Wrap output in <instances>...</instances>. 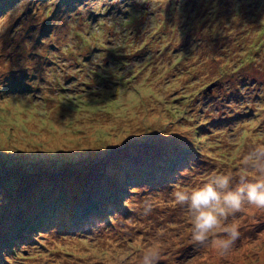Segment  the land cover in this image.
<instances>
[{"label":"rangeland","instance_id":"rangeland-1","mask_svg":"<svg viewBox=\"0 0 264 264\" xmlns=\"http://www.w3.org/2000/svg\"><path fill=\"white\" fill-rule=\"evenodd\" d=\"M262 147L264 0H13L0 16V264L154 249L159 264H264V210L225 221L241 235L222 256L215 236L192 243L173 199L252 179ZM19 215L32 228L10 251Z\"/></svg>","mask_w":264,"mask_h":264},{"label":"clouds","instance_id":"clouds-1","mask_svg":"<svg viewBox=\"0 0 264 264\" xmlns=\"http://www.w3.org/2000/svg\"><path fill=\"white\" fill-rule=\"evenodd\" d=\"M264 147L258 154L244 158V163L253 162L255 173L252 179L241 177L235 188H229L231 177L217 174L202 187L191 192L176 190L173 199L178 206H185L192 213L190 237L194 245L204 247L206 241H212L215 248L226 255L240 238V225L237 222L225 223L229 217H235L243 211L245 203L257 210H264ZM143 215H148L151 205L143 201ZM219 229V231H214ZM161 252L152 250L143 257V264H159Z\"/></svg>","mask_w":264,"mask_h":264},{"label":"trees","instance_id":"trees-1","mask_svg":"<svg viewBox=\"0 0 264 264\" xmlns=\"http://www.w3.org/2000/svg\"><path fill=\"white\" fill-rule=\"evenodd\" d=\"M13 0H0V16L2 15V13L5 11V9H6V6L8 5V4H10V2H12ZM40 37H41V35L39 34L38 35V37H37V39H40ZM41 65V64H40ZM42 69L44 68V66H42L41 67ZM11 69V68H10ZM10 69H8V70H10ZM23 71L24 70H21V71H19V72H21V73H23ZM32 71H34V72H36L37 71V69L35 68L34 70H32ZM5 73H8V72H5ZM97 73V72H96ZM100 76V75H99ZM100 77H102V76H100ZM103 78V77H102ZM213 85H214V83H212ZM220 83H215V86H218ZM210 85V84H209ZM18 93H19V91H17ZM3 160L2 159H0V178H2L4 175H5V164L3 165L1 162H2ZM11 176V175H10ZM174 177V176H173ZM171 180V179H170ZM1 183V182H0ZM15 188H17L16 190H18L19 191V188H18V183L16 184V187ZM40 189V188H39ZM21 190L22 189H20V195H21ZM25 192H26V194L28 193L27 192V190L25 189ZM51 194V193H50ZM124 194V192L122 191L121 193H120V195H123ZM12 195V197H14V193L12 194V193H10L9 192V190L7 191V193H6V196H7V198H9V196H11ZM90 207H93V206H90ZM80 209V208H79ZM88 209V208H87ZM86 209V210H87ZM22 216V217H21ZM27 216H25V215H19V218L17 219V221H15L13 224H12V226L14 227V229H11L9 232H8V234L4 237V241H5V244H8V248L10 249V251H14V244L13 243H15L16 241H18V239L16 240L15 238H14V236L16 235V236H19V237H24V232H26L27 231V229H30V228H32V226H30V227H28L29 226V223L27 222V218H26ZM38 217V216H37ZM45 217H46V214H40V216L38 217V220H37V222H40V221H42V220H44L45 219ZM3 222V221H2ZM43 223V222H42ZM2 236H4V234H2ZM8 238V239H7ZM11 239H14V241L13 240H11Z\"/></svg>","mask_w":264,"mask_h":264},{"label":"water","instance_id":"water-1","mask_svg":"<svg viewBox=\"0 0 264 264\" xmlns=\"http://www.w3.org/2000/svg\"><path fill=\"white\" fill-rule=\"evenodd\" d=\"M209 89V88H208Z\"/></svg>","mask_w":264,"mask_h":264}]
</instances>
